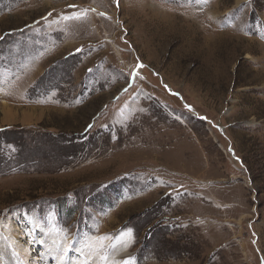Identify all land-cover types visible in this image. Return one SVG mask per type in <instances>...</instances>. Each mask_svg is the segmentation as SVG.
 I'll return each mask as SVG.
<instances>
[{
	"label": "rangeland",
	"instance_id": "obj_1",
	"mask_svg": "<svg viewBox=\"0 0 264 264\" xmlns=\"http://www.w3.org/2000/svg\"><path fill=\"white\" fill-rule=\"evenodd\" d=\"M0 227L7 264H264V0H0Z\"/></svg>",
	"mask_w": 264,
	"mask_h": 264
},
{
	"label": "bare ground",
	"instance_id": "obj_2",
	"mask_svg": "<svg viewBox=\"0 0 264 264\" xmlns=\"http://www.w3.org/2000/svg\"><path fill=\"white\" fill-rule=\"evenodd\" d=\"M32 113V112H31ZM5 116L6 117H8V115L5 113ZM33 117V116H32ZM9 230H10V232H12V230H13V233H12V235H15L16 233H15V231H17V230H15L16 228H17V226L16 227H12V226H10V227H7ZM9 230H8V232L7 231H4V229H3V227H0V231H2L3 232V234L4 235H6L7 237L8 236H10L11 234H10V232H9ZM18 232V231H17ZM29 234V233H28ZM6 237V238H7ZM15 237V236H14ZM14 239V238H13ZM17 242V241H16ZM16 242H14V243H16ZM12 243V242H11ZM21 245H23V243L21 242L20 243ZM59 244V243H58ZM2 245V244H1ZM12 245V244H11ZM16 246H17V244H16ZM45 246V245H44ZM1 247H3V246H0V251L1 250H3V249H1ZM18 249V248H17ZM14 250V249H13ZM22 251V250H21ZM24 251V250H23ZM68 251V250H67ZM64 252V251H63ZM23 253V252H22ZM26 254V253H25ZM67 255V254H66ZM14 256V255H13ZM5 257V258H4ZM4 257H0V264H7V263H12V258H10L11 259V262H9L10 260H8V256H4ZM69 257H70V255H69ZM14 260H16V259H14ZM19 260H20V264H27V262L25 261V260H21L20 258H19ZM35 260V259H34ZM31 264H33L32 262H30ZM18 264V263H17ZM34 264H36V262H34Z\"/></svg>",
	"mask_w": 264,
	"mask_h": 264
},
{
	"label": "crops",
	"instance_id": "obj_3",
	"mask_svg": "<svg viewBox=\"0 0 264 264\" xmlns=\"http://www.w3.org/2000/svg\"><path fill=\"white\" fill-rule=\"evenodd\" d=\"M30 109V108H29ZM31 111H33L34 112V114L36 115V114H39L40 115V113H37V110L36 109H30ZM34 115V116H35ZM30 117H32V116H30ZM26 118V117H25Z\"/></svg>",
	"mask_w": 264,
	"mask_h": 264
}]
</instances>
